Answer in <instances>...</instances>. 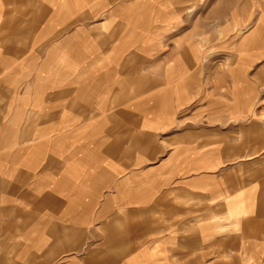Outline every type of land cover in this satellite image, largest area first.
Masks as SVG:
<instances>
[{
	"label": "crops",
	"instance_id": "0c3cea01",
	"mask_svg": "<svg viewBox=\"0 0 264 264\" xmlns=\"http://www.w3.org/2000/svg\"><path fill=\"white\" fill-rule=\"evenodd\" d=\"M260 13L0 0V264H264Z\"/></svg>",
	"mask_w": 264,
	"mask_h": 264
},
{
	"label": "rangeland",
	"instance_id": "374dc122",
	"mask_svg": "<svg viewBox=\"0 0 264 264\" xmlns=\"http://www.w3.org/2000/svg\"><path fill=\"white\" fill-rule=\"evenodd\" d=\"M241 5L244 8V13L246 17H255L253 21L245 23L246 25H253L258 22L260 12L264 10V0H241ZM245 25V26H246ZM247 27V26H246Z\"/></svg>",
	"mask_w": 264,
	"mask_h": 264
}]
</instances>
